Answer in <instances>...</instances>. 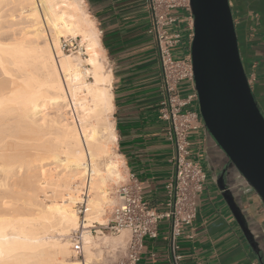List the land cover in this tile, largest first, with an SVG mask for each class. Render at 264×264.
Returning a JSON list of instances; mask_svg holds the SVG:
<instances>
[{"label":"bare ground","instance_id":"1","mask_svg":"<svg viewBox=\"0 0 264 264\" xmlns=\"http://www.w3.org/2000/svg\"><path fill=\"white\" fill-rule=\"evenodd\" d=\"M83 2L0 0V264H90L92 249L70 259L69 233L81 229L92 244L90 228L111 202L108 183L121 176L111 155L112 75ZM5 5L26 13L20 36L15 22L1 21ZM68 36L87 56L62 52ZM40 192L50 193L47 203Z\"/></svg>","mask_w":264,"mask_h":264},{"label":"crops","instance_id":"2","mask_svg":"<svg viewBox=\"0 0 264 264\" xmlns=\"http://www.w3.org/2000/svg\"><path fill=\"white\" fill-rule=\"evenodd\" d=\"M99 34L103 62L111 72V120L116 133L113 150L121 173L119 180L133 174L142 183L144 198L157 210L164 209L165 185L173 173V146L166 123L159 118L163 97L162 77L156 43L150 28L149 0H83ZM229 0L235 27L242 40L240 57L245 71L255 72L252 89L264 85V29L254 3ZM178 29L182 41L173 49L177 58L190 55V13L180 9ZM238 18V21L235 19ZM182 96L193 94L192 83L178 86ZM189 109L198 112L193 98ZM190 157L207 172L203 191L197 198V215L192 228L178 239L180 264H264V207L256 193L230 167L224 182L245 213L258 242L259 255L249 246L218 189L217 177L227 166L225 154L202 126L189 136ZM118 180V181H119ZM156 238L145 237L138 264H172L168 256V224L162 221Z\"/></svg>","mask_w":264,"mask_h":264},{"label":"built area","instance_id":"3","mask_svg":"<svg viewBox=\"0 0 264 264\" xmlns=\"http://www.w3.org/2000/svg\"><path fill=\"white\" fill-rule=\"evenodd\" d=\"M148 7L151 17L149 32L155 38L162 77L163 97L159 103V118L166 123L165 133L173 146L170 158L173 173L165 185L164 209L160 211L149 205L143 195L142 183L133 174L115 184V202L106 222H95L90 228L95 235L125 234L123 243L112 248L109 264H138L143 239L156 238L162 221L169 228V259L172 264H180L181 256L176 252L179 247L178 239L185 233L186 228L193 226L198 209L197 198L203 191L207 178V172L201 163L190 157L189 136L203 126L199 111L188 108L197 95L194 92L182 96L178 88L183 81H189L193 85L191 58L190 55L177 58L173 54V49L182 41L183 35L177 28L181 17L172 13V10L184 9L190 13L189 0H149ZM189 20L192 30L191 13ZM192 35L193 31L189 34L190 42ZM60 47L64 53L87 56L86 47L77 37H62ZM246 74L252 89L255 74L250 71ZM81 197L75 208L79 217L83 218L87 211L88 197L85 189ZM69 239L74 257L83 260L82 230H73Z\"/></svg>","mask_w":264,"mask_h":264},{"label":"water","instance_id":"4","mask_svg":"<svg viewBox=\"0 0 264 264\" xmlns=\"http://www.w3.org/2000/svg\"><path fill=\"white\" fill-rule=\"evenodd\" d=\"M193 89L203 127L264 207V116L243 66L229 0H189ZM249 246L259 255L245 213L224 182L216 183Z\"/></svg>","mask_w":264,"mask_h":264},{"label":"rangeland","instance_id":"5","mask_svg":"<svg viewBox=\"0 0 264 264\" xmlns=\"http://www.w3.org/2000/svg\"><path fill=\"white\" fill-rule=\"evenodd\" d=\"M232 2L234 3V0H232ZM9 7H10L9 5H5V6H3L1 8V14H2L1 21L3 23L6 20H12L13 22H15V24H13L11 28L13 29V32L17 36H20L21 29L26 24L24 22L25 19H23L22 17L26 13L20 14V11L18 9H15V8L9 9ZM230 7H231V4H230ZM178 11H180V9H174V10H172V13L178 12ZM235 19L238 21V18H235ZM235 31H236V35H237V39H238V44L240 45L241 40H242L241 30H240V28L235 27ZM77 39L80 40L79 37H77ZM72 55H74V54H72ZM82 57H85V56H82ZM104 66H105V69H107L105 63H104ZM86 79L87 80H91V77L88 76ZM257 80H258V78L256 77V74H255V81H254L253 86L256 84ZM257 85H259L257 87V89H254V90L252 89V92H253L255 100L257 101V104H258V106H259V108H260V110H261V112H262V114L264 116V85H260V84H257ZM113 145L111 144V146H112V153H111L112 157H114V155H115L114 150H113ZM115 157H116V155H115ZM1 177H2V172L0 171V178ZM119 179L120 178H115V179L109 181L110 183H108V193H109L108 196L111 198V202L109 204H105L102 207V209L100 211V214L98 216V218L101 219V222H106L108 214L110 212V209H111L112 205L115 202L114 189H115V184L118 182ZM109 189H110V192H109ZM80 192L81 191H79L78 193H80ZM40 197H41L40 200H42L43 202H46V201L48 202L49 197H50V193L44 195L43 192H40ZM74 208H75V206H74ZM95 220L98 221V219H95ZM98 222H100V221H98ZM70 233H69V235H70ZM92 235H93L92 244L90 246H88V247H86L87 245L83 244L84 259L87 258L88 251L92 249L91 250L92 251V256H91L90 264H109L110 261H111V258H109V256H110V252H111L112 248L114 246H116L117 244H122L123 243V237H124L125 234H122L120 236H114V235H109V234L101 236V235H95L94 233H92ZM69 246H70V251H71L70 259H72V260H74V259L80 260V259L74 257L73 251H72V248H71V243L69 244ZM95 253H96V255L94 257Z\"/></svg>","mask_w":264,"mask_h":264},{"label":"flooded vegetation","instance_id":"6","mask_svg":"<svg viewBox=\"0 0 264 264\" xmlns=\"http://www.w3.org/2000/svg\"><path fill=\"white\" fill-rule=\"evenodd\" d=\"M254 9H256L257 13L259 14V18L261 20V27L264 29V0H256L254 3ZM225 173H220L217 177V181L221 178L223 175L224 178Z\"/></svg>","mask_w":264,"mask_h":264}]
</instances>
